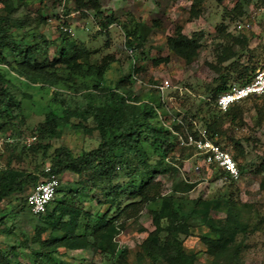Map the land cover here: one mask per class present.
<instances>
[{"label":"trees","instance_id":"1","mask_svg":"<svg viewBox=\"0 0 264 264\" xmlns=\"http://www.w3.org/2000/svg\"><path fill=\"white\" fill-rule=\"evenodd\" d=\"M2 2L6 13L0 14V131L9 129L16 119L22 117L18 112L20 101L11 92L14 86L10 76L26 86L47 89L54 97L61 90L75 89L76 81L82 80L88 83L84 106L71 109L63 102H57L59 113L57 110L46 113L37 137L58 135L59 127L69 126L89 136L95 134L97 141L95 147L76 157L63 147L49 155L46 146L22 148L25 155L28 152H41L42 157L48 158L49 172L30 173L15 168L11 165L10 156L6 167L0 170V205L16 194L18 204H25L27 208V198L23 197L27 186L35 187L49 175L59 177L71 173L77 176L79 189L90 191L97 204L106 208L102 214L92 215L79 205L57 201L38 216L29 213L39 224L35 225L32 235L20 232L18 244L9 251L0 247V264H22L12 261L19 247L30 250L34 258L32 264H57L54 256L60 248L68 251L91 249L102 255L115 256L118 252L116 237L126 229L127 221L135 220L148 206L153 230L136 253L139 263L196 264V255L183 249V241L193 235V225L189 220L196 216L214 235L200 237L206 253L212 258L209 264H235L244 248L243 238L261 230L264 219L253 223L251 217L245 215L229 195H222L217 207V213L224 216L211 217L213 200L185 197L195 183H183L178 193L163 192L157 177L175 172L174 159L170 155L178 142L173 131L181 135L184 133L175 121L167 127L163 125L165 122L158 111L160 105L157 100L151 98V101H144L132 94L133 76L143 69L137 53L142 46V24L134 22V25L123 27L132 69L111 87L102 83L107 68L114 63L113 56H105L99 63L90 64L83 61L89 58L91 50L84 42L71 39L63 31L58 42L37 33L35 27L21 32L30 23L14 18L13 14L25 0ZM74 2L77 11L94 12L100 22L99 34L107 33L108 28L117 21L112 14L103 16L98 0ZM245 3L248 1L239 0L231 11L241 14ZM217 34L218 65L211 66L217 77L206 89V101L191 115L195 118L199 116L198 112H205L200 117L201 127L214 142L225 135L224 122H241L244 102L251 99L261 101L258 98L245 99L225 112L217 108V98L221 94L232 84L249 83L257 69L252 62L253 53L247 50L249 41L245 35L234 37L226 32V26L218 28ZM204 36V33L197 32L187 37L178 28L173 37L167 38L168 49L186 64H191L198 56ZM236 45L241 47V51L251 53L246 64L238 63L237 53L233 51ZM52 47H55L57 57L49 60L47 54ZM226 62H230L228 66H224ZM195 130L196 127L191 124L185 129L196 135ZM187 149L194 152L192 148ZM242 157L243 151L239 150L236 159ZM208 167L216 169L212 165ZM263 168L259 167L258 170ZM216 171L217 175H224L222 171ZM243 208H249V205L243 204ZM15 212L14 208L8 213L0 209V232L13 234ZM44 233H47V237L42 238ZM239 236L242 239L237 241Z\"/></svg>","mask_w":264,"mask_h":264},{"label":"rangeland","instance_id":"2","mask_svg":"<svg viewBox=\"0 0 264 264\" xmlns=\"http://www.w3.org/2000/svg\"><path fill=\"white\" fill-rule=\"evenodd\" d=\"M74 1L25 0L23 5L17 7L13 17L30 23L21 32L35 27L37 33L55 42H58L62 27L70 28L72 35L67 36L84 42L91 50V55L83 62L94 64L99 63L105 56H113L114 63L107 68L102 83L111 87L132 69L123 27L140 22L142 46L137 53L141 59L139 65L143 69L133 76L132 94L144 101H151V98L157 100L160 105L158 111L166 125L175 121L183 133L190 124L196 129H204L201 127L200 117L205 112H198L199 116L195 118L191 115L206 101V89L217 77L211 66L218 65V28L226 26V32L232 36L243 34L248 38L247 50L253 53L252 62L257 69L264 60V0H247L248 3L243 5L241 14L231 11L239 0H98L103 16L112 14L117 20L108 28L107 33L103 34L98 33L101 27L94 12L77 11ZM2 13L5 14L6 10L0 0V14ZM178 28L182 29V33L187 37L197 32L205 35L198 56L191 64H186L168 49L167 38L173 37ZM233 51L237 53L239 64L249 61L251 53L241 51L238 45L234 46ZM55 57V47H52L48 51L47 59L52 60ZM153 60L158 62L154 63ZM229 63L226 62L224 66ZM10 78L15 87L11 88V92L20 101L18 112L22 117L16 119L9 129L0 131V170L6 167L10 156L11 165L26 172L38 173L48 168L49 160L42 157L41 152H28L27 155L26 152L22 153V148L30 145L46 146L48 155L59 147L67 148L74 157L95 147V134L89 136L82 130L69 126L59 127L58 135L37 137L40 123L48 111L57 110V102L61 101L71 109L84 106L85 93L88 91L87 82L77 80L75 89L61 90L54 97L47 89L26 86L17 78ZM165 80L170 83V88L159 91L157 86ZM242 107L241 122H224L225 135L215 141L235 159L240 170L239 180L231 182L225 179L224 175H217L216 169L203 164L192 150L181 148L179 145L175 146L170 155L174 159L172 161L175 172L158 176L157 180L161 182L165 194L174 191L178 193L183 183H195V187L185 197L213 200L210 213L213 218L224 216L217 213V207L221 196L229 195L238 208L255 223L264 219V168L258 170L264 166V102L251 99L244 102ZM33 136L36 141L30 145L25 144L26 139ZM239 150L243 151V157L236 159ZM58 178L59 192L53 203L64 201L79 205L92 215L105 211L106 207L98 205L90 191L79 189L76 175L65 173ZM33 188L27 186L23 197L27 198ZM17 198L18 195H12L0 205V209L7 213L14 208L17 215L12 223L13 234L0 232V247L5 251L18 244L20 232L25 231L32 235L35 225L39 224L38 220L29 214L25 204H18ZM243 204L249 205V208H243ZM189 223L193 225V235L183 241V249L186 253L196 255V264H209L212 258L206 253V247L200 237L214 235L196 216L189 220ZM152 230L148 206L135 220L127 221L126 229L116 237L117 255H102L91 249L68 251L60 248L54 259L57 264H149L148 261L139 263L136 253ZM45 237L47 233L42 234V238ZM241 239L239 236L237 241ZM243 245L240 258L235 264H264V223L261 230L243 238ZM12 261L32 264L34 258L28 248L19 247Z\"/></svg>","mask_w":264,"mask_h":264},{"label":"built area","instance_id":"3","mask_svg":"<svg viewBox=\"0 0 264 264\" xmlns=\"http://www.w3.org/2000/svg\"><path fill=\"white\" fill-rule=\"evenodd\" d=\"M61 30L66 34L72 35V30L62 27ZM170 83L165 80L160 86L159 91L170 88ZM258 98L264 102V60L255 72L251 81L245 85L232 84L229 89L217 98V108L225 112L235 103L245 99ZM167 127L166 123H163ZM196 135L185 131L181 135L175 131L173 134L177 136L178 145L185 148H192L195 155L201 162L207 166L212 165L224 174V178L237 181L240 173L236 162L232 155L223 149L219 144L215 143L208 137L205 129H196ZM36 141V137L27 138L25 144L30 145ZM49 172V168L45 169ZM59 178L55 175H49L44 181L39 182L30 195L27 197V209L32 216H38L44 213L55 200L59 189Z\"/></svg>","mask_w":264,"mask_h":264}]
</instances>
